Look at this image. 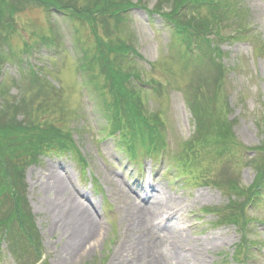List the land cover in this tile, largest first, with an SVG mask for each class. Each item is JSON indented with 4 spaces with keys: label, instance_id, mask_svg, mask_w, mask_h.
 Listing matches in <instances>:
<instances>
[{
    "label": "rangeland",
    "instance_id": "1",
    "mask_svg": "<svg viewBox=\"0 0 264 264\" xmlns=\"http://www.w3.org/2000/svg\"><path fill=\"white\" fill-rule=\"evenodd\" d=\"M219 1L225 3L219 13L226 11L225 5L230 13L225 18L217 13L214 35L199 58L206 47L201 41H183L169 20L188 21L195 13L201 21L210 19L208 5L192 14L189 5L175 13L178 0H59L65 10L52 12L53 6L0 0V122L12 121L8 109L24 100L31 116L28 126L56 129L70 135L74 144V151L42 157L24 172L23 195L39 233L40 264H158L155 258L161 253L165 264L191 263L192 252L199 255V264H264V196L243 207L246 220L240 224L237 215L238 226L223 213L230 202L244 204L242 192L258 174L251 160L264 157L255 151L263 142L259 124L264 122V0ZM124 4L137 8L120 22L98 23L97 30L67 15L76 8ZM113 44L128 47L132 55L117 58L100 49ZM91 57L95 66H89ZM106 58L122 62L120 69L140 73L137 88L146 95L143 104L151 118L159 115L165 124L167 146L160 155L139 156L135 162L116 139L106 138L105 94L95 86L103 78L94 77L98 61ZM29 72L34 73L29 77ZM192 105L202 108L209 130L227 124L240 147L238 163L204 154L201 146L196 160L190 154L184 157L181 146L202 127L192 116ZM22 120L18 115L11 124ZM231 183L234 192L227 189ZM260 188L264 192V184ZM158 190L173 200L172 210L180 212L179 217L165 213L168 218L160 220L152 238L124 195L134 201L138 193L155 199ZM69 198L91 213L94 232L74 223L78 218L70 219ZM212 211L221 214V225L213 226L219 219L210 215ZM169 227L181 234L177 240L166 232ZM206 241L214 245L205 246ZM14 247V255L7 244L0 247V264L34 259L23 243Z\"/></svg>",
    "mask_w": 264,
    "mask_h": 264
},
{
    "label": "trees",
    "instance_id": "2",
    "mask_svg": "<svg viewBox=\"0 0 264 264\" xmlns=\"http://www.w3.org/2000/svg\"><path fill=\"white\" fill-rule=\"evenodd\" d=\"M24 2L38 5V7L44 9L53 6L50 9L54 8L60 12L66 8L64 7L65 5L60 6L59 0H52V2L51 0H24ZM224 4L219 0H178V2H175V13H179L180 9L188 5L191 6L192 14L195 13L194 11L197 7L208 5L212 8L210 19L205 17L202 21L200 19L197 22L193 17L188 21H186L185 17H181V20L184 21L179 20L176 23L169 20L171 21L170 23L173 22L172 24L176 28L178 36L185 40L194 39L201 41V45L206 47L204 52L198 56L199 58L206 54L208 49L207 40H209L208 38L211 35H214L211 31L214 29L213 25L216 24L214 18H216L217 13H223L224 18L230 13L228 5L224 6L227 8L226 11L219 13L220 7ZM124 5L126 6L110 7L106 5V7L103 6L102 8L93 7L87 11L76 8L74 11L67 13V15L75 17L80 22H86L92 30H97L96 25L100 22L108 23L107 21L111 19L120 22L122 17L125 16L123 13L131 8L128 4ZM214 12L216 14L213 17ZM213 33L217 35L218 31H213ZM50 43L51 41L48 39V44ZM104 48H100L104 54L108 52V54L116 55L117 58L121 56L123 59L131 52L128 47L117 44L108 46L107 49L105 48L106 51ZM104 60L106 61H98L100 68L97 69V72L99 71V73L94 74V77L103 78L102 83L95 86L105 94L104 107H106V124L109 126L108 135L115 137L118 134L119 146L122 145L121 149L134 161L137 160L138 156L143 155L146 158L155 157L156 153L161 152L165 147L164 124L160 123L159 115L158 118L156 116L154 119L151 118L152 115L147 112L143 104V95L141 90L137 88V83L140 80L139 73L131 68H129L132 70L131 72L120 69L122 62L119 64L118 62L113 63L107 58ZM91 63L89 66L96 65L95 57H91ZM33 73L29 72V77ZM28 106L24 100L20 101L18 107L12 106V108L8 109L9 113L13 114L12 121L7 124L0 122V246L8 242V249L14 255L16 251L14 246L23 243L26 246L24 250L34 254V259L29 260L27 264H38L41 256V242L34 224V218L23 195L26 190L23 183L24 172L32 164L37 165L42 156L71 152L74 149V144L70 135L58 132L56 129L28 126L27 122L31 118L26 111ZM191 109L194 119L200 121L199 123H202V127L197 130V136L184 145V157L186 158L188 157L186 154H190L189 157L192 160H196L197 148L201 146L205 147L206 151L209 148L210 152L220 159L230 158L238 163L241 159L240 147L230 135L227 124H220L216 128L209 130V127H206L208 124L201 110L202 108L192 105ZM1 115L2 110L0 111V117ZM18 115L23 116V120L18 121V124H11ZM208 118L211 123V117ZM259 128L263 134V142L255 151L257 154L264 155V122L259 124ZM137 137L140 138L137 139ZM140 139L142 144L136 148V145L132 143ZM140 148L143 149V152L138 155ZM179 158L181 160L182 156H179ZM254 160L259 163H255ZM251 161L258 174L254 179V183L242 192L244 204L237 206L235 202H230L226 209L223 210V213H225L224 219L237 226V215H239L240 224L242 222L245 223L244 209L253 205L262 194L260 186L264 184V157L260 160L261 162L263 161L261 164L257 156ZM221 185L224 186L222 183ZM226 186H228L227 189L229 191L231 190L230 192H234V184H226ZM236 211H238L237 214ZM211 213L218 217V224L221 225L223 223L221 214L219 215V213L214 211Z\"/></svg>",
    "mask_w": 264,
    "mask_h": 264
},
{
    "label": "bare ground",
    "instance_id": "3",
    "mask_svg": "<svg viewBox=\"0 0 264 264\" xmlns=\"http://www.w3.org/2000/svg\"><path fill=\"white\" fill-rule=\"evenodd\" d=\"M60 183L62 184V186H65V182L63 180H60ZM149 188V190H151L152 192L155 191V187H152L151 185L147 186ZM157 190V189H156ZM138 195V199L136 201H134L133 199L129 198L127 195H124L126 197V199L128 200V202H130L133 206V212L137 215L140 223H141V218L142 221L145 222L144 227L147 230L148 233V237H152L154 238L156 235V229L160 227V220L162 218H168L166 216L163 217V215L166 213H171L173 212V216L179 217V210L177 211H173L171 206H173V200L171 198H167L166 195L160 190H158V193L155 195V199H150L147 198V196L142 197L139 193ZM128 197V198H127ZM67 205V209H68V215H70V219H79L76 220L74 223H80L83 224L85 228H88L89 234L90 231L94 232L95 229H97L94 219L91 215V213L89 211H87V209L85 210L84 206L80 205L77 201H74V199L69 198V200L66 201ZM172 210V211H171ZM77 216V217H76ZM170 216V215H169ZM76 231V229H75ZM166 232L169 234V236H171V238L177 240L178 236L180 237L181 234H178L175 230L171 229L169 227V229H166ZM99 235V233H97V235H95V237L97 238ZM161 241L160 238H158V241ZM154 244V247L157 246V244ZM205 246H211L214 245L211 241H206ZM163 258H166L162 253L160 256H156V262L159 264H165L166 260H164ZM154 261V263H155ZM200 260H199V255L196 253L191 254V263H188V261H183V260H179L178 264H199Z\"/></svg>",
    "mask_w": 264,
    "mask_h": 264
}]
</instances>
